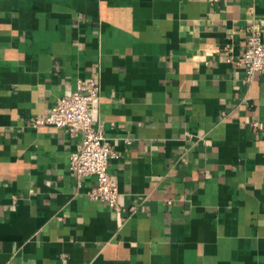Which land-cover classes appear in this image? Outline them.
<instances>
[{
  "label": "crops",
  "instance_id": "0c3cea01",
  "mask_svg": "<svg viewBox=\"0 0 264 264\" xmlns=\"http://www.w3.org/2000/svg\"><path fill=\"white\" fill-rule=\"evenodd\" d=\"M264 0H0V264H264V74L236 60ZM115 208L34 126L77 82Z\"/></svg>",
  "mask_w": 264,
  "mask_h": 264
},
{
  "label": "built area",
  "instance_id": "2783aa9c",
  "mask_svg": "<svg viewBox=\"0 0 264 264\" xmlns=\"http://www.w3.org/2000/svg\"><path fill=\"white\" fill-rule=\"evenodd\" d=\"M246 77L264 74V42L258 33L247 38L244 52L236 60ZM100 86L93 80L77 82L74 92L58 98L45 116L34 121V126H54L70 134H81L82 139L70 155L69 168L78 180L95 177L96 185L87 196L115 208L118 200L116 180L109 175L110 161L116 158L109 141L100 129L93 128L91 105L100 98Z\"/></svg>",
  "mask_w": 264,
  "mask_h": 264
}]
</instances>
